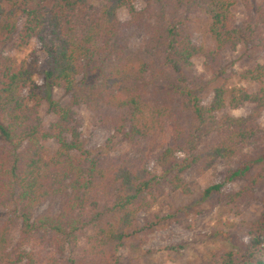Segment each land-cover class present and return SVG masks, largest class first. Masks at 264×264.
Instances as JSON below:
<instances>
[{
    "label": "trees",
    "instance_id": "obj_1",
    "mask_svg": "<svg viewBox=\"0 0 264 264\" xmlns=\"http://www.w3.org/2000/svg\"><path fill=\"white\" fill-rule=\"evenodd\" d=\"M242 2L247 18L238 24L236 0H0V264H121L119 251L143 230L139 215L166 183L188 192L182 174L191 167L203 174L223 162L224 182L245 183L226 195L232 204L264 185V57L241 71L229 61L251 46L264 54V0L256 17ZM196 23L207 26L213 50L194 43ZM141 34L142 48L131 49ZM196 58L206 75L196 74ZM54 90L71 100H52ZM45 101L56 117L48 126ZM80 102L133 149L168 135L152 161L163 174H152L143 155L117 164L85 149ZM245 107L243 119L224 113ZM258 200L260 218L245 225L249 243L224 264H264V193Z\"/></svg>",
    "mask_w": 264,
    "mask_h": 264
},
{
    "label": "rangeland",
    "instance_id": "obj_2",
    "mask_svg": "<svg viewBox=\"0 0 264 264\" xmlns=\"http://www.w3.org/2000/svg\"><path fill=\"white\" fill-rule=\"evenodd\" d=\"M260 2L261 0H250L252 17H256ZM235 12L238 24H242L247 18L242 0H236ZM118 17L121 21L128 20L127 12L124 10L118 12ZM259 27L257 32L264 35V26L259 24ZM145 39L144 34L133 36L129 41V47L139 50ZM193 41L197 45H203L207 50H213L215 47L207 26L200 23H196ZM32 46L18 53L17 58L22 60L29 56ZM259 52L252 46L244 53L243 49L238 50L229 58V61L235 63L233 71H241L261 61L264 54ZM193 63L197 75H206L202 69L201 58H196ZM211 96L210 93L207 101H210ZM71 98V94L61 90H54L51 96L52 100L62 104L69 102ZM48 108L49 104L45 101L40 109V117L45 126L56 120ZM74 113L80 123V139L85 149L92 150L99 159L117 164L127 162L128 165H132L143 155L148 160L152 174H163L161 168L152 161L168 147V135H161L154 147L147 144L142 148L133 149L122 136L115 135L114 131L96 126L93 114L81 102L74 107ZM224 113L234 119H243L249 115L250 108L245 107L237 111L228 109ZM258 123L264 130V113ZM208 137L211 139L214 135ZM46 146L51 153L57 148L54 143H48ZM177 156L181 160L184 159L182 155ZM225 176L226 165L219 162L203 174H198L194 167L184 171L182 178L187 185L186 193L182 190L175 191L166 183L153 208L138 217L139 229L143 230L137 235H131L127 246L119 251L121 264H224V259L229 256L234 258L238 256L240 249L249 243L245 225L255 222L261 216L263 209L258 199L264 193V185L256 188L252 196H248L250 200L243 199L232 204L227 201L226 195L243 187L245 183L224 182ZM216 185H221L220 192L205 196V191ZM48 208L49 204L45 203L37 208L36 214ZM150 224H153L152 231L145 228Z\"/></svg>",
    "mask_w": 264,
    "mask_h": 264
}]
</instances>
